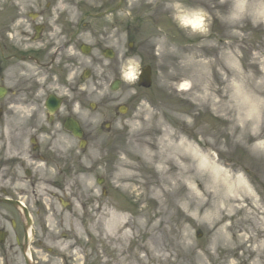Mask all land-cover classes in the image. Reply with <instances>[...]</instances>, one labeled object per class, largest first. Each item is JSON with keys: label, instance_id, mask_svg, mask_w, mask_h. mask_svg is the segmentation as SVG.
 Segmentation results:
<instances>
[{"label": "rangeland", "instance_id": "1", "mask_svg": "<svg viewBox=\"0 0 264 264\" xmlns=\"http://www.w3.org/2000/svg\"><path fill=\"white\" fill-rule=\"evenodd\" d=\"M104 1L61 0L65 8L60 10L77 28L85 13L99 9ZM172 2L128 0L114 16L87 20V28H113L116 42L110 45L121 65L136 58L141 68L153 67V87L139 89L136 81L129 83L121 76L120 90L111 93L114 76L100 68L94 71L101 90L92 93L90 101L101 108L90 114V128L101 133L76 166L81 174L69 183L80 187L73 200L79 217L64 214L63 229L49 220L46 246L60 255L51 264H119L122 258L126 264H264V258L259 260L245 246L233 252L217 240L223 225L234 236L248 237L260 223L262 229L254 235H264L262 0H182L187 7L207 13L208 31L195 35L176 25L169 7ZM129 39L135 44L132 51ZM183 84L188 85L187 91H181ZM119 105L129 107L125 116L116 114ZM106 122L111 124L109 135L104 133ZM182 143L216 165L222 175L215 177L197 168L192 152L186 150L177 153V166L161 163L158 157L167 144ZM123 162L134 167V177L127 182L119 181ZM39 173L44 181L41 195L59 194L51 186L59 179L56 172L42 169ZM98 178L104 180L102 186ZM224 178L234 183L242 178L251 196L245 197L244 205L255 201L257 209L236 211L217 222L215 200L204 195L225 193L220 188ZM205 200L208 204L201 208ZM80 205L85 206V214ZM113 210L133 225L130 239L122 245L116 243L115 231L106 233V215ZM67 232L71 235L62 239Z\"/></svg>", "mask_w": 264, "mask_h": 264}, {"label": "flooded vegetation", "instance_id": "2", "mask_svg": "<svg viewBox=\"0 0 264 264\" xmlns=\"http://www.w3.org/2000/svg\"><path fill=\"white\" fill-rule=\"evenodd\" d=\"M48 1L0 0V264L49 261L43 259L42 223L53 212L43 210L42 182L33 172L43 166L66 174L73 163L55 145L70 144L74 160L91 137L84 124L90 80H83L82 47L94 37L89 28H57L51 15L56 0ZM68 119L80 124L82 139L65 131ZM17 204L32 219L31 234Z\"/></svg>", "mask_w": 264, "mask_h": 264}, {"label": "bare ground", "instance_id": "3", "mask_svg": "<svg viewBox=\"0 0 264 264\" xmlns=\"http://www.w3.org/2000/svg\"><path fill=\"white\" fill-rule=\"evenodd\" d=\"M262 5L264 6V0H262ZM245 4L242 3L241 8H244ZM188 85L183 84L181 91H187ZM264 148V144H263ZM186 150L192 152V156L194 157V164L197 168H205L206 170L212 172L214 176L222 175L221 170L216 167L213 163L208 161V159L202 158L197 151L194 150L193 147L189 144H180L175 146L173 144H167L164 150V153H168L167 156L164 153L159 154V159L161 163L170 165L172 164L173 167L177 166L176 159L178 158L177 153ZM179 159V158H178ZM122 167L125 169L119 176L120 182H127L128 180L133 179L134 174L133 170L134 167L131 163L123 162ZM128 188V185H126ZM220 188L226 189V192L221 193H206L204 196L212 197L215 200L214 210L218 214L217 222L222 223L225 218L231 217L236 211H241L243 213H247L248 208L257 209V204L253 201L249 206H245L244 203L246 202V198H250V194L248 192V187L246 188L245 182L242 178H238L236 182H232L231 179L224 178L223 186ZM243 190L246 191L245 195L239 194V191ZM229 194H232V198L229 197ZM239 200L237 201V199ZM208 200L203 201L201 208H204L208 203ZM234 204V205H233ZM236 204V206H235ZM251 206V207H250ZM122 212L118 211H110L106 218L108 221L105 223V229L107 236H109L112 232L115 231L116 234V243L119 245L124 244L130 239V231L133 228L132 223L123 215ZM262 229V224L257 223L255 228L251 229L252 235L250 234L248 237L244 234L239 235H232L230 232V228L228 226L223 225L217 232V240L221 243L222 248L225 250L235 251L243 248L245 246L246 250L250 252L254 256H258L259 260L264 258V235L256 236L254 232L257 230ZM246 243H251L250 246H246ZM234 255V253H233ZM237 256V253L234 255ZM119 264H126L124 258L120 259Z\"/></svg>", "mask_w": 264, "mask_h": 264}, {"label": "clouds", "instance_id": "4", "mask_svg": "<svg viewBox=\"0 0 264 264\" xmlns=\"http://www.w3.org/2000/svg\"><path fill=\"white\" fill-rule=\"evenodd\" d=\"M172 9L176 25L190 34H204L208 31L207 13L203 9L187 7L182 0H173ZM139 59L130 58L121 65V76L129 83L135 82L141 73Z\"/></svg>", "mask_w": 264, "mask_h": 264}, {"label": "water", "instance_id": "5", "mask_svg": "<svg viewBox=\"0 0 264 264\" xmlns=\"http://www.w3.org/2000/svg\"><path fill=\"white\" fill-rule=\"evenodd\" d=\"M150 70L146 69L141 77V83L140 85H143L145 87H149L150 86ZM118 87V85H115L113 87V89H116Z\"/></svg>", "mask_w": 264, "mask_h": 264}]
</instances>
